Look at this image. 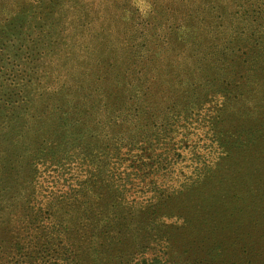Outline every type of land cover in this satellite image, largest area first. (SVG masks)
<instances>
[{
	"label": "rangeland",
	"instance_id": "374dc122",
	"mask_svg": "<svg viewBox=\"0 0 264 264\" xmlns=\"http://www.w3.org/2000/svg\"><path fill=\"white\" fill-rule=\"evenodd\" d=\"M264 264V0H0V264Z\"/></svg>",
	"mask_w": 264,
	"mask_h": 264
},
{
	"label": "trees",
	"instance_id": "16d2710c",
	"mask_svg": "<svg viewBox=\"0 0 264 264\" xmlns=\"http://www.w3.org/2000/svg\"><path fill=\"white\" fill-rule=\"evenodd\" d=\"M158 264V263H157Z\"/></svg>",
	"mask_w": 264,
	"mask_h": 264
}]
</instances>
